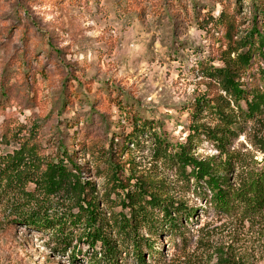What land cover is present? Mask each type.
Masks as SVG:
<instances>
[{
	"label": "rangeland",
	"instance_id": "obj_1",
	"mask_svg": "<svg viewBox=\"0 0 264 264\" xmlns=\"http://www.w3.org/2000/svg\"><path fill=\"white\" fill-rule=\"evenodd\" d=\"M253 3L264 9V0H0V153L16 146L4 134L37 121L47 137L73 148L101 212L116 216L122 209L109 190L106 149L122 144L132 116L154 120L168 142H184L187 110L216 94L202 66H222L227 46L262 26ZM258 68L264 65L256 55L248 72ZM145 136L129 143L120 162L128 159L136 176L162 180L165 195L192 217L178 215L176 228L158 225L153 254L142 246L143 264H264V209L225 213L178 192L173 171L156 164ZM229 150L235 162L228 183L237 190L264 169V115L246 122ZM192 152L216 155L206 142ZM13 218L0 210V264H90L87 245L62 251L48 233ZM118 264L137 262L121 254Z\"/></svg>",
	"mask_w": 264,
	"mask_h": 264
},
{
	"label": "trees",
	"instance_id": "obj_2",
	"mask_svg": "<svg viewBox=\"0 0 264 264\" xmlns=\"http://www.w3.org/2000/svg\"><path fill=\"white\" fill-rule=\"evenodd\" d=\"M253 7L262 26H253L249 36L227 46L220 58L222 66H202L201 76L216 94L194 102L187 110L184 142L172 144L164 133L157 132L154 120L132 116V131L121 136L122 144L115 150L113 145L106 149L111 169L109 190L116 194L122 212L109 218L101 212L95 185L83 178L85 172L77 165L76 152L59 137H47L37 121L3 135L4 141L11 139L16 146L11 152L0 153V210L18 224L48 233L62 251L73 243L87 245L90 264H118L121 254H130L137 264H143L142 246L153 254L152 235L158 225L176 228L178 215L192 217L191 209L165 195L168 186L162 180L136 176L128 159L120 162L129 143L144 135L152 138L156 164L173 171L178 192L193 193L225 213L235 206L253 213L263 210L264 169L237 190L228 183L235 162L231 161V142L244 132L246 122L264 115V68L248 72L256 55L264 65V9L258 3ZM2 95L4 98L6 93ZM62 99L64 107L69 100ZM90 107L95 109L93 103ZM202 119L213 126L201 123ZM202 142L210 144L216 155L196 156L192 150Z\"/></svg>",
	"mask_w": 264,
	"mask_h": 264
}]
</instances>
